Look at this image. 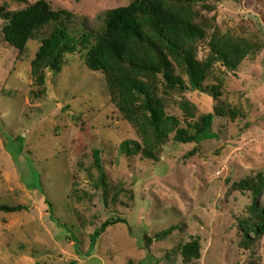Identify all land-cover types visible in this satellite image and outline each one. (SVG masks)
Here are the masks:
<instances>
[{"label": "rangeland", "instance_id": "1", "mask_svg": "<svg viewBox=\"0 0 264 264\" xmlns=\"http://www.w3.org/2000/svg\"><path fill=\"white\" fill-rule=\"evenodd\" d=\"M37 1L0 0V14ZM45 1L70 12L74 23L99 30L105 12L132 0ZM206 6L196 8L206 29L196 60H205L211 41L222 35L248 40L256 52L235 71L213 65L218 102L163 87L159 96L182 128L190 121L186 103L193 120L215 106L237 116L215 117L212 138L199 144L168 141L156 162L119 154L122 142L139 139L110 102L100 73L90 72L80 55L68 56L62 71L46 73L39 88L30 62L49 29L19 54L4 42L0 16V205L27 208L0 212V264H184L179 248L195 238L200 259L191 264H264V237L240 228L250 218L251 196L232 189L264 175V0H210ZM256 204L264 206V191ZM118 219L125 223L108 227L90 251L94 231ZM169 228L166 239L143 248L145 234L153 238Z\"/></svg>", "mask_w": 264, "mask_h": 264}, {"label": "trees", "instance_id": "2", "mask_svg": "<svg viewBox=\"0 0 264 264\" xmlns=\"http://www.w3.org/2000/svg\"><path fill=\"white\" fill-rule=\"evenodd\" d=\"M208 1L132 0L126 6L105 12L101 29L90 30L84 24L74 23L70 12L53 10L48 2L39 0L18 11L0 14L4 20L1 35L8 46L22 54L30 41L45 28L49 29L40 39L39 49L30 62L35 84L43 88L46 73L59 74L68 56L80 55L90 72L103 76L110 102L136 131L139 141L122 142L119 154L156 162L168 141L199 144L212 138L215 117L227 114L234 120L237 116L227 106H215L213 113L193 120L192 109L186 103L185 115L190 121H185L186 126L182 128L176 117L166 114L164 100L159 96L160 87H163L164 93L198 92L218 102L221 86L211 73L213 65L219 63L226 70L235 71L245 58L256 52L257 47L250 41L222 35L211 41L210 53L205 60H196L197 43L206 38L205 27L197 22L196 8L207 7ZM176 68L185 75L187 83L177 74ZM18 150H22L21 144ZM100 155V150L92 151L105 188L106 175ZM232 189L249 193L252 199L248 209L250 218L240 223L242 232L264 237V206L256 204L264 191V175L240 180L232 185ZM23 210L27 208L0 205L2 213ZM115 223L125 222L121 219L104 222L94 231L90 251L105 230ZM172 232L173 228H169L153 238L145 234L143 248L147 251L153 241L166 239ZM179 254L184 264L199 260V240L195 238L182 245Z\"/></svg>", "mask_w": 264, "mask_h": 264}]
</instances>
